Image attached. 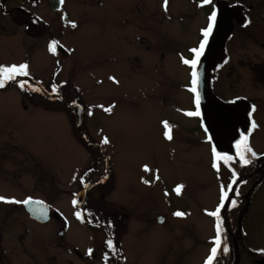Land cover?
<instances>
[{
  "label": "flooded vegetation",
  "instance_id": "1",
  "mask_svg": "<svg viewBox=\"0 0 264 264\" xmlns=\"http://www.w3.org/2000/svg\"><path fill=\"white\" fill-rule=\"evenodd\" d=\"M76 1L82 3L81 0ZM91 1L100 6L104 4L103 0H89L82 7L72 0H0V67L21 64L28 66L26 76L16 75L15 79L5 81V86L0 91L15 88L24 95H39L33 97L35 102L53 112L52 127L63 135L64 147L48 156L54 165L66 170L70 179H76V189L72 194L75 203L74 217L83 210L87 220L83 221L78 215L77 217L90 227L97 228L93 231L101 235V241L97 245L78 247L62 243V239L67 242V226L65 225L64 234L58 235L54 222L59 217L58 211L39 193L38 184L33 177H20L25 163L7 168L6 155L13 152L12 146H9L10 137L6 128L8 122L4 119L3 123L0 122V197H5L6 200H0V264H56V247L62 244L64 250L69 254L73 253L71 255H76L86 264L95 260H99L101 264H125L129 257L134 260L133 264H138V257L144 264H208L214 247L217 248V253L212 264H264V0H211L210 3L198 0L197 3L205 13V22L199 27L204 26L195 49H199L205 39L204 30L211 23L210 17L215 12L217 3H225L228 8L226 13L230 17L231 28L210 68V87L212 94L224 100L241 102L244 110L242 116L232 122L233 130L227 135L229 137L233 132L238 133L230 141L233 149L231 145L228 146L231 152L216 151L192 91V104L182 108V114L194 122L190 125L183 120L184 129L180 136L182 142L185 137L197 138L196 141L199 142V132L202 130L209 143L207 151L211 163L217 160V154L220 157H232L227 161L219 159L227 167L225 169H228L224 173L223 193L212 207H206V202L200 195L202 189L198 185L191 194L186 190V187L193 186L194 174L190 178L183 176V179L173 184L166 181L168 164L161 166L158 162L161 152L169 153L166 136L169 127H164L160 133L156 132V136L148 138V141H153L152 149H148V153L152 155L151 163L156 166V173L160 177L148 174L146 179L139 176L137 179L152 191L151 198L160 197L166 208L153 210L152 206L158 201L152 204L151 198L145 195L148 208L139 207L140 210H137L132 199L133 202H127L128 212L123 211L122 204L119 205V210L117 207L116 211L114 207L112 211L113 205L109 206L104 199L110 187L116 183V177L125 184L137 171L136 163L133 162L132 167L129 163L133 155L117 148V138L110 139L101 130L102 122L94 121L96 118L87 112L84 104L60 95L62 92L69 95V90L77 89L78 85L101 83L99 75L102 73H108L112 82L116 83V52L111 53L109 45L107 50L95 48L93 39L96 34L81 27L85 11L88 12L87 5ZM115 35H112L114 41ZM80 40L86 41V46L90 43V47L83 48L82 51L75 50L73 43ZM37 41L44 42L45 52L31 56L33 43ZM53 41L57 42L55 52L50 50ZM231 41L242 44L240 67L246 83L253 88H245L246 93L224 95L218 90L217 80L219 72L234 58ZM14 51H17V60L12 59ZM247 53L255 54L250 56ZM34 65L39 70L36 74L32 71ZM73 73H80L79 81L73 80ZM21 83L25 85L24 88L20 87ZM54 88L56 91H53ZM0 101L3 100L0 98ZM75 102L81 104L77 108L80 110L79 116L74 112ZM159 105L166 108L164 104ZM64 107H71L73 113H66ZM196 111L200 115H188ZM182 114L180 116L185 119ZM167 115L166 109L154 121V128L159 121L168 122ZM132 120L133 118L130 121ZM22 123L23 121L19 125ZM30 134L33 135L34 131L21 128L18 136L26 138ZM105 138L108 143H104ZM20 144L13 146L25 149ZM244 159L250 162L245 164ZM144 165L143 162L142 167ZM215 170L217 168L212 169L213 174ZM178 186H182L179 193L176 191ZM50 187L53 188L51 185ZM224 192L229 197L221 207ZM89 196L94 197L92 200L98 199L96 205ZM29 198L43 199L48 203L50 217L46 221L32 218L24 203L6 202ZM76 198L81 199V204L76 202ZM217 209L218 217L210 214ZM176 212L184 215L177 216ZM120 214L157 222L156 226L145 232L147 240L139 251L137 247L135 255L123 251L118 242L120 220L117 215ZM96 221L99 222L98 227L94 226ZM217 223L220 224L219 232ZM57 235L61 240L57 239ZM217 239L220 240L219 245L216 244ZM109 241L112 242L111 247ZM201 245L205 247L202 253L198 251ZM91 248L96 251L94 256L89 255ZM151 252L153 255H150Z\"/></svg>",
  "mask_w": 264,
  "mask_h": 264
},
{
  "label": "rangeland",
  "instance_id": "2",
  "mask_svg": "<svg viewBox=\"0 0 264 264\" xmlns=\"http://www.w3.org/2000/svg\"><path fill=\"white\" fill-rule=\"evenodd\" d=\"M81 1L82 3L72 0L80 7L89 0ZM103 1L102 6L92 1L87 5L88 12L85 11L84 23L81 27L96 34L93 39L95 48L107 50L109 45L111 53L116 52V83L112 82L108 73H102L99 75L101 83L78 85L77 89L69 90V95H66V92L60 95L84 104L87 112L96 118L94 121L102 122L101 130L110 139L117 138V148L133 155L129 163L132 167V163L135 162L137 171L125 184L116 177V183L114 182L110 187L104 201L108 202L109 206L113 205L112 211L114 207L116 211L117 207L119 210V205L122 204L123 211L128 212L129 200L135 201L137 210H140L139 207L148 208L145 195L151 198L152 191L140 182L137 176L143 179H146L148 174L160 177L156 173V166L151 163L152 155L148 153V149H152L153 141L150 139L148 141V138L149 136L153 138L156 132L160 133L165 127V123L160 121L155 128L153 125L156 118L167 109V126L171 129L172 137L167 138L169 153L161 152L159 157L157 156L161 166L168 164L166 181L173 184L183 179V176L190 178L194 174L193 186L186 187L187 192L193 193V189L198 185L202 189L200 195L206 202L205 206L212 207L223 193L224 173L228 172V169H225L227 167L219 159L213 162L215 164L211 163L207 151L209 143L202 130L199 132V142L196 141L197 138L187 137L182 142L180 136L184 129L183 120L190 125L194 122L193 119H188L182 114V108L192 104V65L185 64L184 60L191 61L194 58L195 53L191 50L195 49L196 41L204 27L199 28L205 22V13L198 7V0H168L167 10L164 7V0ZM135 5L138 7L134 8ZM113 34H116V41L113 40ZM85 42L80 40L73 43L75 50L82 51L83 48H89L90 43L88 42L89 45L86 46ZM230 44L234 58L219 72L217 87L224 95L246 93L245 88H253V86L246 83L243 69L240 67L242 44L237 41H231ZM253 49L255 50L254 46ZM44 52L43 41L33 43L31 56L41 55ZM16 53L17 51L12 53L13 60L18 59ZM32 71L36 74L39 70L34 65ZM80 76V73H73V80L79 81ZM38 96L24 95L15 88L0 91V98L3 100L0 101V122L3 123V120L7 119L9 146H12L13 152L6 155L7 168L17 163L20 165L25 163L20 177H33L38 184L39 193L58 211L59 217L52 218L57 226L56 231L62 225L67 226L65 233L67 242L57 235L58 240L63 244L77 247L97 245L101 241V235L93 231L97 228L90 227L77 215L74 217L75 203L72 194L76 189V179L74 177L70 179L66 170L57 164L54 165L48 156L64 147V137L52 127L53 112L33 99ZM159 104H164L166 108ZM64 108L66 113H73L71 107ZM109 108L111 111H106ZM177 109L185 119H182ZM22 121L23 123L19 125ZM21 128L32 130L34 134L26 138L18 136ZM21 142L23 144H20ZM13 144H20L25 149H19ZM143 162L145 165L142 167ZM145 166L148 171L145 170ZM213 168H217L214 174ZM89 197L91 200L94 198ZM201 199L198 197V202ZM151 200L152 204L158 201L152 206L153 210L166 208V204L162 205L163 201L160 197H152ZM92 201L96 205L98 199ZM129 215H117L120 220L118 242L123 251L135 255L137 247L139 251L147 240L145 232L156 226L157 222ZM98 225L99 222L96 221L94 226L98 227ZM63 244L56 247V264H86L76 255H71L73 253L69 254L64 250ZM204 248L201 245L198 251L202 253ZM150 255L153 253L151 252ZM136 261L140 264L142 260L140 261L138 257ZM133 262L134 260L129 257L125 264H133ZM141 263L144 264L143 261ZM89 264L101 263L95 260L90 261Z\"/></svg>",
  "mask_w": 264,
  "mask_h": 264
},
{
  "label": "water",
  "instance_id": "3",
  "mask_svg": "<svg viewBox=\"0 0 264 264\" xmlns=\"http://www.w3.org/2000/svg\"><path fill=\"white\" fill-rule=\"evenodd\" d=\"M227 9L225 3L218 2L215 24L212 27L211 34L207 37V43L194 70L199 78V83L195 87L200 97L199 106L202 119L213 146L218 151L230 153L231 149L228 146L231 145L232 147L230 141L235 138L236 133L233 132L229 137L227 135L233 130L232 122L242 116L244 107L239 101L224 100L212 94L210 87V68L216 60L218 50L223 45L228 30L231 28L230 17H227L226 13ZM74 107L75 113L79 116L80 110H77V108L81 107L80 104L74 103ZM81 194H83V190ZM228 197L229 195H227V199L222 201V204L227 202ZM80 200L76 198L78 204H81ZM31 201V203L25 204L29 215L39 221H46L50 217L47 203L39 199H31ZM79 215L83 220L87 219L83 210L80 211ZM65 229L66 227L62 226L58 230V234L63 235ZM94 255L95 251L90 249V256Z\"/></svg>",
  "mask_w": 264,
  "mask_h": 264
},
{
  "label": "snow or ice",
  "instance_id": "4",
  "mask_svg": "<svg viewBox=\"0 0 264 264\" xmlns=\"http://www.w3.org/2000/svg\"><path fill=\"white\" fill-rule=\"evenodd\" d=\"M211 0H204V3H210ZM167 4H168V0H164V7H165V10H167ZM210 20H211V23L209 24L208 28L204 30V37H205V40L203 43H201L200 45V48L199 49H192L191 51L195 53L196 55V58L189 61V60H184V63L185 64H191L193 69L196 68V65L199 61V57L200 55L202 54L203 52V49H204V46L205 44L207 43V37L211 34V31H212V27L214 26L215 24V21H216V14L213 13L212 16L210 17ZM73 27H75V24H73ZM56 48H57V42L56 41H53L50 45V50L52 52H55L56 51ZM27 64H21L19 66H16V65H12L11 67H0V76H2L3 78H0V88H3L5 86V81L7 80H13L15 79V76L16 75H27ZM192 76H193V80H192V83L194 85V87L191 89V91H193L194 93H196V105H197V109L199 108V103H200V97H199V93L197 92V88L195 87V85H197L199 83V78H198V74L197 72L194 70L192 72ZM20 87L21 88H24L25 85L23 83L20 84ZM53 91H56V89L54 88ZM106 111H111V109H106ZM188 115H200L199 111H196V112H190L188 113ZM165 127L168 128L167 126V122H165ZM253 127H255V124H253ZM171 129L168 128L167 132H166V136L168 139H171ZM245 141L247 140V137L244 138ZM104 143H108V139L105 138L104 139ZM217 159H224L225 161L227 160H231L232 157H229V156H224V157H220L219 154H217ZM241 159H243V155L241 154ZM245 164L249 163L250 161H248L247 159H244L243 161ZM145 170L148 171L149 169L147 168V166H145ZM182 186H178L176 191L177 193L180 192ZM227 195L228 193L227 192H224V195H223V199H227ZM0 200H6L5 197H0ZM6 202H10V203H24V204H29L31 203V198H29L28 200H24V201H16V200H10V201H6ZM235 202L233 201V204ZM223 206V204H221V207ZM211 215L213 216H219V209H217L216 212H213V213H210ZM79 216V213L77 214ZM175 215L177 216H183L184 213L182 212H176ZM217 227V231L219 232L220 230V224L217 223L216 225ZM109 246L111 247L112 246V242L109 241L108 242ZM216 244L219 245L220 244V240L217 239L216 240ZM227 249H225L226 251ZM217 253V248L214 247L212 249V255L209 257L208 259V264H212V260L214 259L215 255Z\"/></svg>",
  "mask_w": 264,
  "mask_h": 264
}]
</instances>
